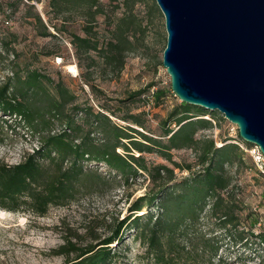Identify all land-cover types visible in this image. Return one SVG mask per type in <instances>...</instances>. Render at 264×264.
<instances>
[{
	"label": "rangeland",
	"instance_id": "rangeland-1",
	"mask_svg": "<svg viewBox=\"0 0 264 264\" xmlns=\"http://www.w3.org/2000/svg\"><path fill=\"white\" fill-rule=\"evenodd\" d=\"M101 1L108 19L100 18L93 24L99 43L108 39L117 19L125 12L134 15L133 26L128 32L133 46L120 72H113L111 67L104 70L96 53H85L74 45V36H84L85 8L58 14L49 7L48 0H0V85L8 80L12 83L24 80L35 70L53 80L50 89L56 83L64 86L76 97L74 103L82 108L90 105L101 110L103 106L118 116H124L127 110L141 114L147 126L142 132L157 137L162 133V122L170 110L180 103L171 90L170 77L162 64L167 36L164 17L155 0H136L132 6H126L123 0ZM36 15L41 17L42 23L36 21ZM54 25L64 28L65 32L57 33ZM46 30L52 36L40 35ZM68 66H73L76 72L69 71ZM156 90L165 92L159 102L151 96ZM139 91L143 93L132 96ZM29 100L34 108L31 92ZM71 109V105H67L68 113ZM212 112L216 117L205 119H213L215 126L199 131L197 140L212 138L215 145L220 146L221 141L229 139L227 143L239 148V145L251 146L239 138L236 125L223 114ZM111 119L121 126L126 125L116 117L111 116ZM9 125L11 127L5 128L0 141V163L14 165L39 146L42 134L34 133V123L29 127L22 122L9 121ZM57 129V126L53 128ZM95 138L98 140L99 136ZM200 145L171 151L176 164L182 168L191 165L190 172L176 168L156 152L147 153L145 157L149 163L173 168L177 180L189 175L197 178L204 168L198 165ZM243 151L242 157L225 167L230 181L227 197L230 196L236 206L235 227L224 229L216 217L209 216L212 200L208 198L206 210L184 230L183 242L172 264H259L264 261V246L255 237L264 233V174L251 155ZM85 169L107 180L97 181L66 206L50 207L41 217L0 209V264H63V257L55 255L54 251L63 243L65 235L86 229L107 235L112 222L127 216L131 202L149 188L146 176H137L127 186L118 178H109L113 174L103 164L86 163ZM113 249L117 257L112 264H152L143 257V246L133 229L125 230L124 239Z\"/></svg>",
	"mask_w": 264,
	"mask_h": 264
},
{
	"label": "trees",
	"instance_id": "trees-1",
	"mask_svg": "<svg viewBox=\"0 0 264 264\" xmlns=\"http://www.w3.org/2000/svg\"><path fill=\"white\" fill-rule=\"evenodd\" d=\"M123 1L126 6H132L136 0ZM48 4L58 14L85 8L84 36H74V45L85 53H96L104 70L109 67L113 72L122 70L126 54L133 46L128 33L133 26L132 13L125 12L119 17L108 39L99 43L93 24L100 18L108 19L101 0H48ZM35 19L42 23L39 15ZM53 28L57 33L65 32L64 28L55 25ZM40 35L52 36L47 30ZM52 84V79L34 70L24 80L18 79L15 83L8 80L0 85V141L5 128L11 127L9 121L29 127L34 123V133L42 134L39 146L19 163H0V209L41 217L50 207L66 206L97 181L107 180L85 169L90 162L103 164L113 174L109 178H118L127 186L137 176H146L149 180L148 190L131 202L127 216L112 222L107 235L101 236L89 229L65 235L63 243L54 251L63 257V264H112L117 257L113 248L121 243L128 229L135 231L144 249L143 257L152 264H172L183 242L184 230L206 210L208 198L212 200L209 216L216 217L224 229L235 227L236 206L227 197L230 181L225 167L242 157L244 151L227 143L229 139L217 146L212 138L202 142L195 138L199 131L215 126L212 118L205 119L216 117L215 112L180 102L162 122V133L152 137L142 132L147 126L141 114L127 110L124 116H118L103 106L101 110L90 105L82 108L74 103L76 97L64 86L56 83L50 89ZM30 92L34 95V108L29 100ZM142 93L135 92L132 96ZM151 96L159 102L165 92L156 90ZM67 105H71V113L66 111ZM111 116L126 125L116 124ZM56 126L59 129L54 131ZM199 143L198 165L204 168L197 178L189 175L177 180L173 168L149 163L145 157L156 152L176 168L190 172L191 165L182 168L176 164L171 151L194 148ZM239 207L243 208V202ZM255 237L264 246V233Z\"/></svg>",
	"mask_w": 264,
	"mask_h": 264
},
{
	"label": "water",
	"instance_id": "water-1",
	"mask_svg": "<svg viewBox=\"0 0 264 264\" xmlns=\"http://www.w3.org/2000/svg\"><path fill=\"white\" fill-rule=\"evenodd\" d=\"M181 103L217 111L264 155V0H155Z\"/></svg>",
	"mask_w": 264,
	"mask_h": 264
},
{
	"label": "built area",
	"instance_id": "built-area-1",
	"mask_svg": "<svg viewBox=\"0 0 264 264\" xmlns=\"http://www.w3.org/2000/svg\"><path fill=\"white\" fill-rule=\"evenodd\" d=\"M239 146L251 155L258 169L264 174V155H262L259 148L254 145H251L249 148H244L241 145Z\"/></svg>",
	"mask_w": 264,
	"mask_h": 264
},
{
	"label": "bare ground",
	"instance_id": "bare-ground-1",
	"mask_svg": "<svg viewBox=\"0 0 264 264\" xmlns=\"http://www.w3.org/2000/svg\"><path fill=\"white\" fill-rule=\"evenodd\" d=\"M67 68L71 72H76V69L73 66H68Z\"/></svg>",
	"mask_w": 264,
	"mask_h": 264
}]
</instances>
